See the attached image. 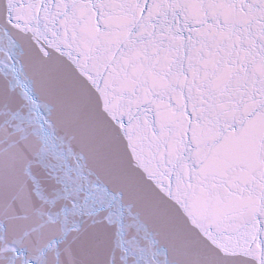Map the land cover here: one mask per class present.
I'll return each mask as SVG.
<instances>
[{
	"label": "snow or ice",
	"instance_id": "snow-or-ice-1",
	"mask_svg": "<svg viewBox=\"0 0 264 264\" xmlns=\"http://www.w3.org/2000/svg\"><path fill=\"white\" fill-rule=\"evenodd\" d=\"M0 264H264V0H0Z\"/></svg>",
	"mask_w": 264,
	"mask_h": 264
}]
</instances>
